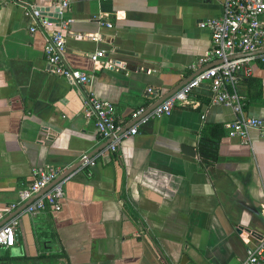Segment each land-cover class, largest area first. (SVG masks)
<instances>
[{
    "label": "crops",
    "instance_id": "1",
    "mask_svg": "<svg viewBox=\"0 0 264 264\" xmlns=\"http://www.w3.org/2000/svg\"><path fill=\"white\" fill-rule=\"evenodd\" d=\"M51 1L21 3L53 15ZM222 3L70 0L63 59L88 76L75 86L47 73L43 35L29 32L22 7L0 1V209L16 202L34 171L74 169L58 212L28 216L19 206L3 216L0 223L17 224L0 264H238L264 236V138L259 129L244 143L226 137L235 114L210 104L204 85L167 116L140 124L109 161L78 166L80 154L103 147L82 116L81 93L109 102L116 124L128 128L134 110L202 69L209 32L197 24L219 15ZM95 51L104 55L93 62ZM237 93L245 116L264 125V65L253 66ZM214 128L217 158L205 165L196 145Z\"/></svg>",
    "mask_w": 264,
    "mask_h": 264
},
{
    "label": "built area",
    "instance_id": "2",
    "mask_svg": "<svg viewBox=\"0 0 264 264\" xmlns=\"http://www.w3.org/2000/svg\"><path fill=\"white\" fill-rule=\"evenodd\" d=\"M0 1L20 5L23 15L32 21L29 32L38 28L42 33L43 56L49 75L75 86L88 82L86 74L70 69L63 59L64 36L71 22L65 17L70 0H52L48 8L53 15L47 14L38 6L22 4L21 0ZM263 18L264 0H223L219 15L197 24L199 29L209 32L208 48L197 61L202 69L151 110H134L130 114L131 124L126 129H121L116 124L113 106L109 102L82 92V116L92 119L99 141L109 140V143L94 157L80 154L79 166H91L95 159L109 161L122 139L135 135L137 127L145 121L167 116L175 106L184 104L192 90L200 85L206 86L210 104L228 106L235 114V119L223 126L226 137L244 143L248 140L249 129H259L260 136L264 138V125L256 118L245 116L243 107L246 99L237 93L240 79L249 77L256 64L264 65ZM103 55V51H95L90 55V60L96 62ZM61 174L59 168L34 171L32 181L17 190L16 202L0 209V220L19 206H23L22 212L28 216L42 211L58 212L63 199V184L71 177L72 172L60 179ZM42 190L45 191L40 193ZM16 224V217H11L0 225L1 248L13 246ZM238 264H264V236L245 249L244 259Z\"/></svg>",
    "mask_w": 264,
    "mask_h": 264
},
{
    "label": "trees",
    "instance_id": "3",
    "mask_svg": "<svg viewBox=\"0 0 264 264\" xmlns=\"http://www.w3.org/2000/svg\"><path fill=\"white\" fill-rule=\"evenodd\" d=\"M249 78L250 76L241 78L239 83ZM245 105L243 107V111H245ZM216 130V128L207 130L203 129L200 132L199 139L197 141L196 155L199 161L205 165H212L217 158L219 135L216 133Z\"/></svg>",
    "mask_w": 264,
    "mask_h": 264
},
{
    "label": "water",
    "instance_id": "4",
    "mask_svg": "<svg viewBox=\"0 0 264 264\" xmlns=\"http://www.w3.org/2000/svg\"><path fill=\"white\" fill-rule=\"evenodd\" d=\"M197 74V73H196ZM195 74V75H196ZM193 77V76H192ZM192 77H190V78H188L187 80H185L184 82H182L177 88H175L174 89V91L172 92V93H170V94H166V95H164V96H162V97H160L156 102H154L149 108H147L146 110L147 111H149V110H151L152 108H154L155 106H157L158 104H160L163 100H165L167 97H169L170 95H172L173 93H175L182 85H184L186 82H188ZM109 143V140H107V141H105V142H103V147L104 146H106L107 144ZM102 147V148H103ZM185 152L188 154V155H190V156H193L194 155V150L192 149V148H188L187 150H185ZM78 166H79V164H78ZM75 169H76V167H75ZM74 171V169H71L70 171H68V172H66L64 175H62L61 177H60V179L61 178H63L66 174H68V173H70V172H73ZM28 203V202H27ZM6 221V220H5ZM4 221V222H5ZM4 222H2V223H0V225L1 224H3Z\"/></svg>",
    "mask_w": 264,
    "mask_h": 264
}]
</instances>
